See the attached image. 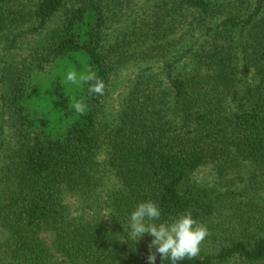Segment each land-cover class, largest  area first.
<instances>
[{"label": "trees", "instance_id": "16d2710c", "mask_svg": "<svg viewBox=\"0 0 264 264\" xmlns=\"http://www.w3.org/2000/svg\"><path fill=\"white\" fill-rule=\"evenodd\" d=\"M78 51L105 94L32 117ZM149 199L210 230L178 264H264V0H0V264H148Z\"/></svg>", "mask_w": 264, "mask_h": 264}, {"label": "clouds", "instance_id": "9594fccd", "mask_svg": "<svg viewBox=\"0 0 264 264\" xmlns=\"http://www.w3.org/2000/svg\"><path fill=\"white\" fill-rule=\"evenodd\" d=\"M66 80L72 84H88V91L91 94L99 96L105 94V82L91 66L85 74L68 72ZM73 108L77 113L84 115L87 105L83 100H79L73 104ZM161 215L159 205L150 199L139 202L130 213L129 228L132 239L137 241L144 234L153 237L148 244V264H156L157 254L161 262L168 259L171 264L196 259L200 255L201 245L210 235L208 226L197 221L191 209L178 214L169 222H160Z\"/></svg>", "mask_w": 264, "mask_h": 264}, {"label": "rangeland", "instance_id": "374dc122", "mask_svg": "<svg viewBox=\"0 0 264 264\" xmlns=\"http://www.w3.org/2000/svg\"><path fill=\"white\" fill-rule=\"evenodd\" d=\"M88 58L85 52L78 51L69 53L62 58H59L53 65L47 68L45 73H38L32 79V91L31 94L34 96L28 100L27 106L32 117L37 118L47 123L48 111L45 108V101L48 97L55 99L59 98L55 108L59 111H70L74 110L73 104L76 101L84 100L83 90L85 84H72L66 80V75L70 71H76L78 75L85 74L88 69ZM34 85V86H33ZM33 88L35 91H33ZM53 104V101H51ZM77 116H71L67 119V123L73 122ZM53 122V121H52ZM50 123V126L52 125ZM64 123V122H63ZM65 126L60 125L57 129L51 131L53 135H59L64 133ZM204 172V170H202Z\"/></svg>", "mask_w": 264, "mask_h": 264}]
</instances>
